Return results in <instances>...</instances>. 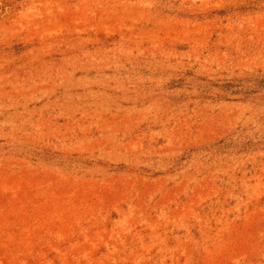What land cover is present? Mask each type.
Listing matches in <instances>:
<instances>
[{"label": "rangeland", "instance_id": "rangeland-1", "mask_svg": "<svg viewBox=\"0 0 264 264\" xmlns=\"http://www.w3.org/2000/svg\"><path fill=\"white\" fill-rule=\"evenodd\" d=\"M0 264H264V0H0Z\"/></svg>", "mask_w": 264, "mask_h": 264}]
</instances>
